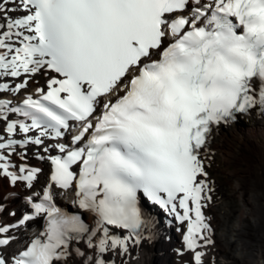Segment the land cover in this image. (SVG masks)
Here are the masks:
<instances>
[{"label": "snow or ice", "instance_id": "obj_1", "mask_svg": "<svg viewBox=\"0 0 264 264\" xmlns=\"http://www.w3.org/2000/svg\"><path fill=\"white\" fill-rule=\"evenodd\" d=\"M6 95L0 178L32 191L0 222V264H130L148 203L183 226L189 264H215L210 145L264 116V0H0ZM68 190L90 222L58 206Z\"/></svg>", "mask_w": 264, "mask_h": 264}, {"label": "bare ground", "instance_id": "obj_2", "mask_svg": "<svg viewBox=\"0 0 264 264\" xmlns=\"http://www.w3.org/2000/svg\"><path fill=\"white\" fill-rule=\"evenodd\" d=\"M232 136H235V139L230 142ZM210 147L214 153L212 158L216 154L221 165H235L231 195L237 201L236 205H231L227 198V189L225 192V187L217 186V191L222 196L218 202H213L208 210V214L212 216L214 228L212 238L215 241L210 255L219 254L220 264H225L226 258L233 254L240 255L245 262L251 264H264V116L257 111L255 114L240 115L237 122L221 124L214 130ZM35 150V147L27 150L29 158L26 162L30 166L41 167L45 173L40 178V185L34 189L40 191V186L47 180L51 165L46 160L38 161L32 155ZM13 160L20 163L15 156ZM0 186L3 190L2 193L0 191V202L5 208V212L0 216V222L11 223L14 218L8 216V212L16 211L18 217L24 207L25 197L32 190L26 189L22 182L15 186H11L9 182L6 184L4 178H0ZM75 199L74 191L68 190L57 200L68 201L76 208ZM145 210L154 221L153 238L146 239L133 250L130 264H180L182 255L179 252L183 249V244L182 237L177 231L183 232V226L166 213L163 218L165 224L161 223L158 218L160 212L156 210V206L145 207ZM84 214L90 222L93 214ZM42 230L43 222L37 220L23 229L22 234L18 233L19 241L15 246L23 247ZM187 254L189 253L183 255Z\"/></svg>", "mask_w": 264, "mask_h": 264}, {"label": "rangeland", "instance_id": "obj_3", "mask_svg": "<svg viewBox=\"0 0 264 264\" xmlns=\"http://www.w3.org/2000/svg\"><path fill=\"white\" fill-rule=\"evenodd\" d=\"M247 130L250 131V129H247ZM234 137L232 136L229 139V141L232 142L235 139ZM234 169H235V165H227V164H222L221 165L220 162H219L218 157L216 156V154L211 159V166L208 169V171L210 173V177L212 178V181L214 182V186H215V194H214L213 202H215V201L218 202V199H220V197L222 196L217 191V186H219V187L221 186V187H225V192H226V189H227L226 194H227L228 201H230L229 203L231 205H236L237 201L231 195L232 192H233L232 191V187H233L232 185L234 184V178L232 176L233 175L232 173L234 172ZM4 181H5L6 184H8V182H9L8 179H6V178H4ZM0 191H1V193L3 192L1 186H0ZM178 235H180L179 232H178ZM168 242H170V241L168 240ZM170 245H171V243H170ZM231 254H233V253H231ZM212 257L215 258V264H220V262H219V259H220L219 254L216 253L215 255H212ZM181 258L182 259H189L190 255L189 254L182 255ZM180 260H178L177 262L179 263ZM225 264H251V263L245 262L240 257V255L235 254V256H234V254H233V256L232 255L230 256V258H226Z\"/></svg>", "mask_w": 264, "mask_h": 264}]
</instances>
